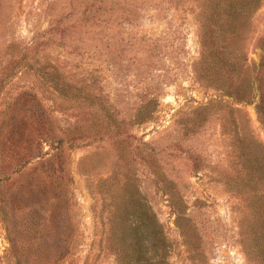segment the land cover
<instances>
[{
  "label": "rangeland",
  "instance_id": "1",
  "mask_svg": "<svg viewBox=\"0 0 264 264\" xmlns=\"http://www.w3.org/2000/svg\"><path fill=\"white\" fill-rule=\"evenodd\" d=\"M210 2L0 0V264H264V0L203 67Z\"/></svg>",
  "mask_w": 264,
  "mask_h": 264
},
{
  "label": "trees",
  "instance_id": "2",
  "mask_svg": "<svg viewBox=\"0 0 264 264\" xmlns=\"http://www.w3.org/2000/svg\"><path fill=\"white\" fill-rule=\"evenodd\" d=\"M226 0H211V2L205 7V10L203 9L204 15L202 16L201 26L203 29L202 32V39L201 43L203 46V51H206L207 54L202 56L201 63L203 67L206 65L207 55L215 48L213 38L216 35L217 32H220L222 35L224 27L228 21V14L225 13L226 9H231L232 13L235 15L242 16L246 12L242 10L239 5V0H229V4L232 2V4L228 5V3H225ZM245 1V0H244ZM247 3H253L254 0H246ZM229 6V7H228ZM233 8H231V7ZM218 61L221 63V59H218ZM219 63V67L222 68L223 65ZM256 230V228H255ZM257 231V230H256ZM255 231L254 235V242H259L260 237L258 236V233ZM247 253L250 256V252L246 248ZM262 251V249H261ZM254 252V250H253ZM264 254L263 252H261ZM252 254V253H251ZM261 254V255H262Z\"/></svg>",
  "mask_w": 264,
  "mask_h": 264
}]
</instances>
